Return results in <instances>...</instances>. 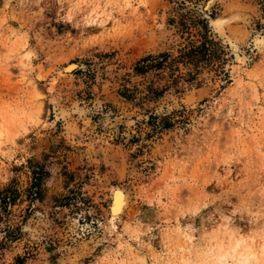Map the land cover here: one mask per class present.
<instances>
[{"label":"rangeland","instance_id":"rangeland-1","mask_svg":"<svg viewBox=\"0 0 264 264\" xmlns=\"http://www.w3.org/2000/svg\"><path fill=\"white\" fill-rule=\"evenodd\" d=\"M8 229L0 264H264V1L0 0Z\"/></svg>","mask_w":264,"mask_h":264},{"label":"trees","instance_id":"trees-1","mask_svg":"<svg viewBox=\"0 0 264 264\" xmlns=\"http://www.w3.org/2000/svg\"><path fill=\"white\" fill-rule=\"evenodd\" d=\"M264 1V0H263ZM206 27V25H204ZM203 41L198 46H192V48L189 49L187 52H183L181 55L177 57H172L168 53H161L159 55H148L146 57L141 58L139 61H137L135 65V72L137 74H146L147 72L151 70H162L164 68H171L175 63L180 62V60L185 61L184 59H187L186 63H192L194 66H198L201 62L208 60L209 61V48L207 47V44L211 42L209 39V36L207 34H204ZM189 81H192L195 79V76L192 74V72L189 73ZM150 91L154 94V96H160L162 94V90H156L153 88H150ZM126 97H130L129 95L125 94ZM155 117V116H151ZM155 125V124H154ZM156 124L155 127H157ZM162 126L168 128L172 125L170 121H168V118L162 119ZM44 171H35V181L32 186V188H35V191L32 192V195H36L38 197H41V189H40V180L43 179ZM8 190V191H7ZM6 193H4V200L7 199V193L9 192V188L6 189ZM13 191V190H10ZM14 194V192H12ZM3 194V193H2ZM14 200V199H12ZM14 237V232L12 230H7L6 235L2 240H0V248H3L6 245V240ZM19 259V258H18Z\"/></svg>","mask_w":264,"mask_h":264},{"label":"bare ground","instance_id":"bare-ground-1","mask_svg":"<svg viewBox=\"0 0 264 264\" xmlns=\"http://www.w3.org/2000/svg\"><path fill=\"white\" fill-rule=\"evenodd\" d=\"M114 196L116 197L114 199L116 205H114L115 208L113 210H114V215L115 214L117 215V214H120L122 212V210H123V208H124V206L126 204L125 194L122 191H116Z\"/></svg>","mask_w":264,"mask_h":264}]
</instances>
